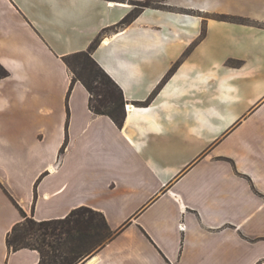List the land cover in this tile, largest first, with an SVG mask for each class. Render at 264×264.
<instances>
[{"label":"crops","instance_id":"obj_1","mask_svg":"<svg viewBox=\"0 0 264 264\" xmlns=\"http://www.w3.org/2000/svg\"><path fill=\"white\" fill-rule=\"evenodd\" d=\"M243 4L171 0L184 11L118 25L131 0H0V264L39 260L7 246L22 212L78 206L114 232L82 264H264V0ZM97 37L121 126L80 81L68 93L63 56Z\"/></svg>","mask_w":264,"mask_h":264},{"label":"trees","instance_id":"obj_2","mask_svg":"<svg viewBox=\"0 0 264 264\" xmlns=\"http://www.w3.org/2000/svg\"><path fill=\"white\" fill-rule=\"evenodd\" d=\"M151 2L152 0H131L133 9L118 25L131 22L145 7H153ZM222 18L235 19L234 16L226 14ZM99 41L100 38L97 37L86 50L63 56V61L72 74L68 93L74 82L80 81L89 93L90 109L95 114L108 115L121 126L125 117L126 100L120 86L92 56V51ZM175 67L176 65L171 68L161 83ZM7 74L8 71L0 64V78ZM158 89L159 86L146 100L137 104H148ZM5 192L8 194L6 190ZM22 214V220L15 223L8 232L6 243L8 248L14 251L22 248L38 251L39 260L36 264H82L114 234L103 213L88 206L75 207L62 218L47 220H36L26 216L24 212Z\"/></svg>","mask_w":264,"mask_h":264},{"label":"rangeland","instance_id":"obj_3","mask_svg":"<svg viewBox=\"0 0 264 264\" xmlns=\"http://www.w3.org/2000/svg\"><path fill=\"white\" fill-rule=\"evenodd\" d=\"M179 1V0H178ZM243 2H245V0H220V8L225 9V10H231V11H239L242 10L243 8H245ZM151 5L153 7H161V8H165V9H171V10H177V11H184L183 8L181 7H176L171 5V0H152ZM134 7V6H133ZM222 15H218L219 17L222 18ZM234 16V15H231ZM235 19L232 20H236L238 18V16H234ZM238 20V19H237Z\"/></svg>","mask_w":264,"mask_h":264}]
</instances>
